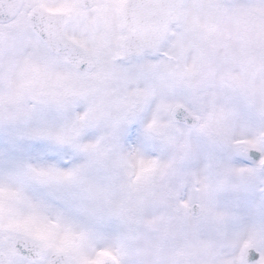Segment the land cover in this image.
I'll use <instances>...</instances> for the list:
<instances>
[{
	"label": "snow or ice",
	"instance_id": "obj_1",
	"mask_svg": "<svg viewBox=\"0 0 264 264\" xmlns=\"http://www.w3.org/2000/svg\"><path fill=\"white\" fill-rule=\"evenodd\" d=\"M0 264H264V0H0Z\"/></svg>",
	"mask_w": 264,
	"mask_h": 264
}]
</instances>
